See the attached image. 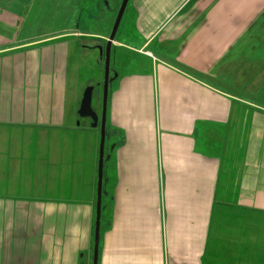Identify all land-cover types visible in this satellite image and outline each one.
Listing matches in <instances>:
<instances>
[{"label":"crops","instance_id":"1","mask_svg":"<svg viewBox=\"0 0 264 264\" xmlns=\"http://www.w3.org/2000/svg\"><path fill=\"white\" fill-rule=\"evenodd\" d=\"M15 1L0 0V264H93L100 127L77 122L72 56L89 47L28 34ZM134 8L141 38L110 50L130 71L108 83L96 264H264V0Z\"/></svg>","mask_w":264,"mask_h":264},{"label":"rangeland","instance_id":"2","mask_svg":"<svg viewBox=\"0 0 264 264\" xmlns=\"http://www.w3.org/2000/svg\"><path fill=\"white\" fill-rule=\"evenodd\" d=\"M6 1L9 2L6 6L10 7L12 5L11 0ZM105 1L107 4H105ZM127 1L113 40H125L127 35L137 40L141 38L134 26L136 19L135 0ZM27 2L28 7L25 6ZM121 2L122 0H16L14 3L15 6L16 3L21 4V20L27 22L28 34H41L44 32L47 35H67L69 37L81 34L78 37V42L84 43L89 48L86 47L72 53V56L76 54L75 58L80 60L81 90L79 98H81L86 85H92L94 89L91 105L95 112H99L102 104V82L104 78V49L99 58V50L96 45L99 44L102 48L106 45ZM2 3L4 2L2 1ZM118 53L120 58L114 59V61L110 59L109 61V76L112 78L117 72L130 71V69L127 70L128 67L126 66L127 58L130 55L124 51ZM131 58L134 64L138 60H142L140 55L131 56L128 61H131ZM138 65L141 66V62ZM77 122H80L86 138L89 139L94 135V132L99 133V127H92L91 120L88 117H78ZM109 143L108 137L105 144L107 151ZM109 164L110 162H105V165H103L105 178L111 175ZM104 188L107 193L111 192L109 181Z\"/></svg>","mask_w":264,"mask_h":264},{"label":"water","instance_id":"3","mask_svg":"<svg viewBox=\"0 0 264 264\" xmlns=\"http://www.w3.org/2000/svg\"><path fill=\"white\" fill-rule=\"evenodd\" d=\"M127 0H122L120 7L118 9L116 18L114 20L113 26L111 28L110 35L107 39L106 45L104 47V78L102 82L103 94H102V106L100 113V121L98 113L92 108V93L94 87L92 85H86L83 95L80 101V106L78 114L80 117H88L91 120L92 127H97L99 122L100 127V147H99V159H98V169H97V191H96V209H95V227H94V243H93V264L97 262V248L98 247V238H99V219H100V210H101V195L103 194L102 190V168H103V142L105 138V119H106V102H107V91L108 83L112 79L109 76V61H110V50L112 46L113 39L115 37L116 31L119 26L122 14L127 5ZM105 4L107 2L105 1ZM99 54H102V49L99 47ZM115 75V74H114Z\"/></svg>","mask_w":264,"mask_h":264},{"label":"flooded vegetation","instance_id":"4","mask_svg":"<svg viewBox=\"0 0 264 264\" xmlns=\"http://www.w3.org/2000/svg\"><path fill=\"white\" fill-rule=\"evenodd\" d=\"M96 47H98V48L100 47L102 50L104 49V48H102L101 45H99V44L96 45ZM104 47H105V46H104ZM98 50H99V49H98ZM101 52H102V51H101ZM103 52H104V50H103Z\"/></svg>","mask_w":264,"mask_h":264}]
</instances>
